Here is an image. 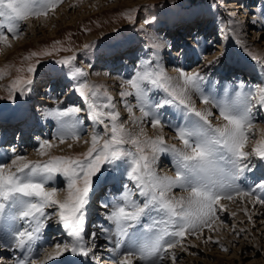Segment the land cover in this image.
Instances as JSON below:
<instances>
[{"label":"snow or ice","instance_id":"snow-or-ice-1","mask_svg":"<svg viewBox=\"0 0 264 264\" xmlns=\"http://www.w3.org/2000/svg\"><path fill=\"white\" fill-rule=\"evenodd\" d=\"M61 2L0 0V42L6 43L9 34L13 38L18 37L21 22L29 17L47 16L49 10H55ZM235 33L233 22L228 34ZM223 55L225 53L222 52L209 61L207 67L218 64ZM249 55L264 69V61ZM73 59L67 57L59 63L66 65ZM39 66L40 61L37 60L26 71L34 77ZM177 71L182 81L180 84L174 83L163 70L155 67L150 57L142 61L141 67L125 81L130 90L121 91L120 96L134 124L147 119L153 128L174 127L182 148L167 145L162 136L155 139L147 137L142 127L138 134L129 132L125 124L120 123V113L113 98L107 93L101 96L100 86L89 82L82 69L73 72V76L82 78L76 83L74 91L83 99L88 119L93 125L102 126L104 132L103 135L93 132L90 147L81 156H54L43 162H22L25 157L16 155L10 164L0 162V233L10 237L15 249L21 251L16 264H37L26 253L35 247V242L42 237V229L49 227V221L54 217L69 239L62 245L57 243L55 256L49 255L47 260L59 258L65 253L89 256L91 249L84 239L88 211L107 180L106 173L120 172L131 183V190L129 185H124L119 200L106 198L101 201L105 209L111 205L108 217L118 229V239L111 250H119L122 245L128 249L123 251L118 264H136L137 260L146 264H164L168 252L188 235L202 233L206 228L213 230L218 219L217 212L225 210L220 204L222 199L256 196L257 202L264 203L261 199L264 178L254 181V187L247 192H241L236 187L238 181L248 179L246 174L254 172L256 165L251 157H258L260 162H264V140L259 141L251 151L245 150L249 134L253 131V110L264 109V88L249 89L247 95L235 102H221L214 95L204 94L202 85L207 80L204 74H189L183 69ZM31 83L29 78L17 77L8 86L7 99L15 102V93H23ZM189 88L200 93L201 103L215 104L226 121L222 127L210 123L211 113L205 114L194 107L188 95ZM158 92H162L164 97L153 99L150 94ZM128 96L136 98L135 106L124 100ZM133 107L139 108L140 117L134 116ZM170 107L178 110L180 124L165 121L162 110ZM82 110L79 106H68L47 114L58 121L54 139L60 143L68 136L79 140V127L83 120L78 114ZM55 146L52 141L43 140L39 144V154L46 155L45 149ZM12 151L15 154V149ZM164 151H170L174 157L175 177H161L154 172L157 153ZM61 182L66 184L67 194L63 200L57 198L58 188L55 186ZM49 183L54 185L51 189L46 187ZM176 187L190 190L188 196L179 199L169 197L168 194ZM47 209H54L55 212ZM145 220H151V223H143ZM107 233L108 229L102 227L99 235L107 236ZM97 238L95 231L88 234V240L93 244ZM171 260L172 264H176L175 254Z\"/></svg>","mask_w":264,"mask_h":264},{"label":"rangeland","instance_id":"rangeland-1","mask_svg":"<svg viewBox=\"0 0 264 264\" xmlns=\"http://www.w3.org/2000/svg\"><path fill=\"white\" fill-rule=\"evenodd\" d=\"M234 1L236 0H233V2ZM250 6L249 0H247L246 6H244L245 10H249ZM252 6H254L252 7L254 12H250L247 17V13H243L242 9L231 5L230 0H62L55 10H49L47 16L29 17L27 21L21 22V34L18 37L13 38L9 34L8 41L6 42L7 44L4 45L0 43L1 47L10 49L9 53L0 56V108L2 106L5 107L4 109H0V116L4 115L7 110L15 113V115L21 114V117L24 115L22 114L24 112H28L29 114V112H33V110L40 113L46 111L43 113L45 115H35L34 112V114L31 113L33 118L38 116L34 118L38 125L40 117H46L49 110L67 108L68 106H79L83 109L78 114V117L83 120V124L79 127V140H75L71 136H68L63 143H60L58 139H54L53 131V134L44 138L55 142L54 144L56 146L50 148L49 153L46 151V155H43L40 161H47L54 156H81L87 151L88 147H90V139L93 132L95 131L103 135L104 129L100 125H93L91 120L88 119L87 109L83 99L74 91L76 83L82 79L73 76V72H75L76 69H82L87 74L86 78L89 82L100 86L101 96L107 93L108 96L113 98L116 110L120 113V123H124L129 132L137 134L133 130L137 123L134 124L132 122L130 114L124 106V101L121 99V96L117 94L118 90H120V93L124 90H130L125 81L141 67L142 61H146L150 57L154 60V66L163 70L167 76L172 78L173 82L175 79H180L177 69H183L189 74L192 73V66L195 65L191 63L193 58H189L190 54H186L188 50L191 55H194L192 53H197L196 55L200 57V65L198 68L196 66L195 70L207 77L206 83L202 85L203 91L205 88H208V91H204L205 95H214L217 100L229 99L233 102L242 99L243 96L248 94L249 89L264 88V69H262L256 61H253L249 55H255L261 61H264V0H258L257 4H253ZM64 12H66V14ZM203 12L204 14L199 16L201 23H203L204 20L206 26L208 23L212 25L214 18H216L217 23H219L223 30L220 32V39H217L216 42L215 39H212L213 37L204 32L206 29L200 31L203 35H209L210 41L214 42H209L208 45L210 44L211 47H208L210 48L208 50L205 49L204 52L202 48L199 50L200 45H203L205 42L203 41L205 38L201 36V34H195L194 37H190L187 34L182 35L180 34V28L176 25H181L182 19L186 16ZM168 17L172 19L170 22ZM199 19H196V17L193 18V20H195L194 22L198 25L201 24L198 23ZM261 21L262 24H258ZM166 22L168 23L165 24ZM233 22H235L236 25V33L229 35L228 28ZM190 26H188V28ZM17 40L21 43L30 40V43L22 46L17 45L14 50L12 45L16 44ZM125 40L127 43H130V45H128ZM180 40L182 42H180ZM164 41L166 43H164ZM160 43H164L163 46ZM85 45H88V47H85ZM118 47L122 48L123 51L126 50L125 47L132 48L124 52V54L119 53L118 57L115 56L116 61H112H121V63L119 62V65H117L119 68V72L116 73L118 79H100L104 72L99 73L98 70L101 69L100 67H103V65L97 64L96 62L99 60L96 61L94 58L102 51H105V53H108L106 55H109V53H112L113 50ZM178 47H180V49H178ZM180 50H182L181 53L179 52ZM222 52L225 53V55L220 58L219 63L207 67L209 61L220 56ZM33 53H36V55H32ZM46 53H51V55H47ZM127 54H131V57L130 55L126 57ZM178 54L180 55L178 56ZM104 56L105 55L100 59H103ZM67 57H74V59L66 65L59 63L60 60ZM37 60L40 61V66L37 69L36 75L33 77L26 69L28 66L35 64ZM228 62L236 63L239 67L244 63L254 73H249L248 77L251 76V78H246V80H244L246 76H242V79L232 78V76L228 75L227 71L229 70L226 69ZM104 65L106 66V64ZM118 73L120 75H118ZM233 74H236L235 71ZM244 74L247 75V73ZM47 75H53L55 79L59 78L58 75L61 76L64 82L63 85H61L63 91L58 89L54 94L62 91L61 94L58 95L62 98L49 94L48 92H44L47 97L44 95H42L43 97L40 96L42 92L38 91L39 88L36 87V85L41 82L43 76ZM104 76L107 78L108 74H104ZM17 77L29 78L32 80V83L23 93L19 91L16 92V99L15 102H13L7 99L9 95L8 86ZM66 80L67 84L65 83ZM229 80L230 82H226ZM232 82L237 84H232ZM209 87L211 88L210 92ZM216 87L217 89H214ZM189 92L188 90V95L194 101L193 104L195 107L196 105L201 106L203 103L200 102V94H189ZM158 94L153 98L164 96L162 92H158ZM38 96L39 98H43V101L37 98ZM48 96H51L50 100H48ZM124 100H126L129 105H136V98L134 96H128L124 98ZM196 109L200 111L197 107ZM176 110L177 109L174 108L172 112ZM164 111L165 109L163 112ZM217 111L219 112V110L215 108L210 110L211 115L209 116V121L210 123H217L218 127H222L223 125L220 123L224 122V120L220 118V114ZM133 113L135 117H138V113H140L139 108L133 107ZM253 113V131L249 134V139L247 141L248 145L246 144L245 147L246 151H251V149L256 147L257 143L261 141V138L264 137V109L254 108ZM50 122V127L51 125L56 127L58 123V121L53 118ZM143 122L140 124L143 125ZM144 127L146 136L155 139L156 136L153 135L150 126L145 124ZM163 132L165 136L164 141H168L170 137L176 134H171L172 130L167 128H164ZM44 138H42V140H45ZM141 139H143V137H141ZM85 141H89V143H85ZM24 144H26L25 141ZM32 144L33 142L27 143L19 153H12L9 157L7 156V158L16 157V155L19 154L25 156V158H30L32 155L31 150L34 147L39 148L40 142ZM69 145H71V147H69ZM126 147L131 146L126 145ZM16 152H18V149ZM4 156L5 155L0 157V159H4ZM251 159L253 163L256 164V159H258V157H251ZM4 160L3 162L8 163V160ZM158 167V169H160V166ZM161 167V169L164 168V171H169L173 175L168 165H161ZM153 169H157V165H153ZM164 173L161 177L164 176ZM105 175H108V181H112L113 175L108 173ZM119 180L124 183V180H127V178L121 177ZM56 187L58 188L57 198L63 200L67 194L66 184L61 182L56 185ZM251 187L254 186L251 185ZM107 190L106 188V192ZM122 192L123 188L118 189L119 194ZM103 195H100L98 201H101V196ZM105 196H107L108 199L113 198V196L111 197L107 195V193H105ZM235 197L237 198L240 196ZM236 198H234V202H230L226 207V209L228 208L227 210H232V213H227L225 216H218V219L213 225V230L206 228L202 233L197 232L196 235H189L176 247L182 248L183 246L181 245L185 247L184 249L182 248L181 256L176 258V264L183 258L186 259L183 264H264V210L261 209L263 212L260 211V213L251 212L252 215L250 218L248 215L241 216L242 212L237 211V206L243 204V201ZM247 199L248 197L244 198V201H247ZM224 200L229 201L227 199ZM94 203H96V201L92 204ZM260 206L262 208L264 207L261 204ZM257 207H259L258 204L255 206V209H257ZM109 208L110 210L104 209V214L112 211L111 205ZM102 209L103 207H99L96 211L97 214L94 215L95 217L97 216L98 219L101 218L99 217V212L104 211ZM46 211L55 212L54 209H47ZM233 213H235V215H233ZM108 214L105 215L109 226L107 236L109 242L113 244L118 239V235L114 234L113 228L115 224L109 220ZM93 223L94 221L90 222L91 226ZM99 224L100 223H98V226H100ZM92 227L94 229L96 225ZM54 228L60 230V232L63 233L62 235H65L64 232H62V228L59 227L56 222ZM115 229L118 230L117 227H115ZM91 232L92 229H89V233ZM231 235L233 238L243 239L249 245L243 246L239 240H230V242H228L227 239H229ZM2 237L5 236L2 234ZM208 237H212V239L209 240ZM2 239H10V237ZM68 239L67 236H61L49 242L47 248L43 245L36 257L37 264L47 261V254H52V251H56L55 245L57 243L62 245L67 242ZM84 239L86 240L85 237ZM194 239H196V242H200V249H197L198 251H196L195 248L199 247H195L191 244ZM205 241L209 242V245H207V247H211L209 250H214L217 253L223 252L225 253L224 256L206 254L205 251L207 248L203 247ZM213 241H218V243ZM125 248L126 247L122 245V249L125 250ZM225 248L227 250H224ZM189 249L190 251H188ZM104 252L105 255H107L106 252H109L115 257V259L104 258L105 261H107L105 263L108 264H118L117 262L123 253L114 254L111 249ZM49 261L50 260H48L47 263ZM99 264L101 263L99 262ZM164 264H172L171 258L168 257V261L166 262L165 260Z\"/></svg>","mask_w":264,"mask_h":264},{"label":"bare ground","instance_id":"bare-ground-1","mask_svg":"<svg viewBox=\"0 0 264 264\" xmlns=\"http://www.w3.org/2000/svg\"><path fill=\"white\" fill-rule=\"evenodd\" d=\"M237 7H239L238 5H236ZM235 6V7H236ZM247 10V9H246ZM65 14H66V12H64ZM64 14V15H65ZM248 15H249V13L246 15L247 17H248ZM251 16V15H250ZM264 22V21H263ZM255 24V23H254ZM258 24H262V21L261 22H259ZM32 25H34V24H32ZM206 34L208 33L207 32V30H205L204 31ZM20 40V39H19ZM19 40H17V43L16 44H13L12 45V47L14 48V50H15V48L17 47V45H27V44H29L30 43V40H28L27 42H23V43H21ZM217 40V39H216ZM168 42V41H167ZM264 42V41H263ZM262 42V43H263ZM0 43H2V44H7V43H5V42H0ZM164 43H166L165 41H164ZM163 43V44H164ZM169 43H170V41H169ZM162 46H163V44L162 43H160ZM190 47V46H189ZM186 50V49H185ZM9 51H10V49L9 48H3V47H1L0 46V56L2 55V54H5V53H9ZM192 54H194V55H196L195 53H192ZM130 55V54H129ZM129 55L127 56V57H129ZM103 60L104 61H106L107 63H108V65H107V67H106V70H108L109 72H110V76L108 75V77L106 78L105 76H104V74L100 77V79L101 78H104V79H106V80H113V79H116L118 76L116 75V73L117 72H119V68L117 67V65H119V62L121 63V61H118V62H112V61H114L115 60V58H112L111 59V57H110V55H105L104 56V58H103ZM200 60V59H199ZM199 60L197 59L195 62H194V65L195 66H192V67H195V68H193L192 69V71L191 72H196V66H199L200 65V62H199ZM116 61V60H115ZM201 61V60H200ZM238 65L236 64V63H232V62H228V66H227V70L229 69V72H228V74H229V76L231 75V73H232V70L233 69H235V67H237ZM101 69H99V70H102L103 69V67H100ZM226 70V69H225ZM49 73V72H48ZM224 73V72H223ZM250 73H252L253 74V72L252 71H250ZM239 74H242L241 72L239 73ZM243 74H244V72H243ZM249 74V73H248ZM107 75V74H106ZM118 75H120L119 73H118ZM178 76H179V73H178ZM245 76V75H244ZM233 78V77H232ZM118 79V78H117ZM56 79L55 78H53V79H51V81L48 83V81H46V83L43 85V87L41 88L44 92H48L49 94H52V88H53V86L55 85L56 86ZM175 83H177V84H180V83H182V81L180 80V79H175V81H174ZM203 88H205V87H203ZM208 88H205V90L204 91H208L207 90ZM214 89H217V87L216 88H214ZM210 90H211V88H210ZM189 94H194V93H197L198 94V92H196L195 90H193V89H189ZM156 94H158V93H156ZM156 94H154V95H152V97H155L156 96ZM200 94V93H199ZM159 95V94H158ZM41 97H43V96H41ZM49 98H48V100H50V97L51 96H48ZM164 97V96H163ZM163 97H159V98H153V99H157V100H159V99H162ZM34 98V97H33ZM36 98V97H35ZM37 98H39V96L37 97ZM219 101H221V102H224V101H229V102H233V101H230L229 99H218ZM191 101H192V103H194V101L191 99ZM41 102V101H40ZM40 102H38V103H40ZM194 105V104H193ZM194 107H195V105H194ZM196 107L201 111V112H204L205 114H207V113H210V110H213L214 108L215 109H218L216 106H215V104L214 103H208V104H202L201 106H197L196 105ZM195 107V108H196ZM39 110V109H38ZM40 110H42V109H40ZM47 110H49V109H47ZM164 110V109H163ZM162 110V111H163ZM50 111H52V110H49L48 112H50ZM46 112V111H45ZM44 111L43 112H36V114L37 115H45V114H43V113H45ZM218 112V111H217ZM26 113V112H25ZM25 113H23L24 115L21 117V115L18 117V118H16V121L14 122V123H10L9 124V127H10V130H8V131H6V132H0V141H1V139H7V137H9L10 136V132H11V130L13 129V127H14V125H16V123H19V122H23L24 120H25V117L27 116V114H28V112L25 114ZM164 113H165V116H164V119H165V121H170L173 125H177V124H180L182 121L180 120V119H178V110H176L175 112H172L171 114L172 115H170V114H167V111L165 110L164 111ZM219 113V112H218ZM34 114V113H33ZM220 114V113H219ZM141 116V112L140 113H138V117H140ZM35 117H38V116H35ZM220 118H222L221 116H220ZM51 119L52 118H50L48 115H46V117L44 116V117H40V120H39V123H38V125H39V130H40V132H42V135H40V138H44L45 136H47V135H49L48 133L45 135L44 134V132H45V128L47 129L48 127H50V124H51ZM194 119H195V117H194ZM35 120V119H34ZM54 121V120H53ZM50 123V124H49ZM57 123V122H56ZM149 123V124H148ZM226 123V121H224V122H221L220 124L221 125H224ZM35 124H37L36 122H34V123H32V124H28V126L30 127L31 126V130H30V133H31V131H32V128H33V126L35 125ZM136 124V123H135ZM145 124H147V126H150V130L152 131V133H153V135L154 136H156V137H159V136H162L163 138L165 137L164 136V128H167V129H169V130H172V132H174V133H176V131L174 130V127H168V126H163V127H155V128H153L152 126H151V124H150V122L147 120V119H145V121L143 122V125L142 124H140V123H137V125L136 126H134V128H133V130H134V132L135 133H139L140 132V129H141V127L144 129V132H145V127H144V125ZM211 124H213L214 126H216V127H218L217 126V123H214V122H211ZM134 125V124H133ZM48 126V127H47ZM57 127H58V123H57V125H56V127L54 128L55 129V131L57 130ZM147 128V127H146ZM47 132H49V130L47 129ZM55 133V132H54ZM172 134V133H171ZM20 135H21V132H20ZM17 136L16 138L18 139V137H21V136ZM23 139V138H22ZM179 139L177 138V135L175 134L174 136H172V137H170L169 139H168V141H165V143L167 144V145H176V147L177 148H182L183 147V145H182V143H181V141L179 140ZM261 140H264V137H262L261 138ZM19 141L20 142H23V141H26V139L24 138L23 139V141H21V139H19ZM53 143H55V142H53ZM180 143H181V145H180ZM248 145V144H247ZM15 146H17V144H15V143H13L12 144V147H11V150H13V149H15L16 147ZM62 146V145H61ZM34 147V146H33ZM51 148H53V147H51ZM18 149V148H17ZM17 149L15 150V152L17 151ZM34 149V150H33ZM31 151H32V155H31V157L29 158H25V160L24 161H22V162H27V161H40L41 160V157H42V155H40L39 154V148H37V147H34ZM22 150V149H21ZM25 150V149H24ZM26 151V150H25ZM45 151H47L48 153L50 152V148H47V149H45ZM7 153V156L9 157L12 153H13V151L11 152V153H9L8 152V150H7V147L5 148V147H1L0 146V157H2L3 155H5ZM20 155V154H19ZM30 156V155H29ZM25 157V156H24ZM13 159H15V157H11V158H9L8 159V163L7 164H10L11 163V160H13ZM3 161H5V160H3V159H0V162H3ZM253 161V160H252ZM3 163H5V162H3ZM174 164H175V162H174V157H173V155H172V153L170 152V151H164V152H160V153H157V160H156V163L154 164V165H157V169H154V172L158 175V176H162V174L164 173V176H168V177H175V175H176V169H175V166H174ZM161 165H163V166H167L168 165V168L170 169V171H174V176L169 172H166V171H164V168L163 169H161L162 167H161ZM256 165V164H255ZM158 166H160V169H158L159 167ZM172 166V167H171ZM255 169H258V166H256V168ZM14 170V169H13ZM263 174V173H262ZM111 175H113L112 177V181H108V186H107V195H109L108 193H109V191L111 190H113V192L112 193H114L113 195H115L116 197H114L113 196V198H115V199H117V200H119L120 198H121V193L119 194H117L116 193V189H117V191H118V189H121V188H123V191H124V185H129V189L131 190V186H130V182L128 181V180H124V183H122L121 182V180H119L121 177L122 178H125L126 179V176H124L123 174H121L120 172H116V173H113V174H111ZM106 176H108V175H106ZM111 177V176H110ZM262 178H264V174H263V176H262ZM47 186V188L48 189H51V187H53L54 185L53 184H51V183H49V184H47L46 185ZM236 187H238L239 189H240V191L241 192H247L250 188H252L251 187V182H249V181H246L245 182V185L243 184L242 186H241V183L238 181L237 182V185H236ZM110 188V189H109ZM115 191V192H114ZM189 191L190 190H185V189H183V188H179V187H176V188H173L172 189V191L168 194L169 195V197H176L177 199H179V198H181V197H187L188 196V194H189ZM102 197V199H101V201H103V200H105L106 198H107V196H105V194L103 195V196H101ZM248 197V199H247V201H244V198H247ZM234 198H236L235 196H234ZM233 198V200H229V201H225L224 199H222V200H224V201H221L220 202V204H222V205H224V208H225V210H220V211H218L217 212V216H225L227 213H232V210H227L226 209V207H227V205L231 202H234L235 201V199ZM239 198V200L240 201H243V204H241L240 206L238 205L237 207V211H239V212H242L241 214V216H249V218H250V216L252 215L251 214V212H256V213H260V211H261V209H263L264 210V207L262 208L261 206H260V204L262 205V206H264V203H259V202H257V200H256V196H240V197H237L236 199H238ZM261 199H264V194H261ZM101 201H96V203H94V204H92V205H90V207H89V211H88V222H87V224L89 223V220L93 217V219H95V218H97V216L95 217L94 215H95V212L97 211V209H99V207H102L101 206ZM141 203H142V201H141ZM259 205V207H257V209H255V206L256 205ZM93 205H95V207L94 208H91V206H93ZM249 205V206H248ZM263 210L261 211V212H263ZM234 211V210H233ZM99 216V215H98ZM257 216V215H256ZM253 217V216H252ZM251 217V218H252ZM247 218V217H246ZM262 218V217H261ZM241 219V218H240ZM54 221V222H53ZM52 223V224H51ZM143 223H145V224H149V223H151V220H145V221H143ZM49 224H50V226L49 227H51V225H54L55 226V217L51 220V221H49ZM21 227H23V224H21ZM115 227H116V225H114V228H113V231H114V234L115 235H117V233H118V230H116L115 229ZM161 227H162V225H161ZM263 228V227H262ZM45 229V228H44ZM43 229V230H44ZM108 229V228H107ZM62 232H64L63 231V229H62ZM108 232H109V230H108ZM63 233H61L60 235H62ZM98 234V238L97 239H101V235L99 236V233H97ZM57 236H59V235H53V237L54 238H56ZM189 236V235H188ZM2 238H6V237H2ZM8 238V237H7ZM97 239H96V241H97ZM4 240H6L7 241V243L9 244L10 243V239H4ZM196 239H194V241L193 242H191V244L193 245V246H195V247H199L200 246V242H196L195 241ZM199 240V239H198ZM228 240V242H230V240H239V242H241V245H243V246H245V245H249V244H247L243 239H237V238H233V236L231 235L230 236V238L229 239H227ZM94 242V244H93V242H91L90 243V245H89V248L91 249V255L92 256H94V258L93 259H96V257H95V255H94V250H93V247L94 248H97V247H95L96 246V244H98L97 242ZM187 241H188V239H187ZM207 241V240H206ZM205 241V243H204V245H203V247L204 248H207V250L205 251V253L206 254H208V255H210V254H214V255H218V256H224V254L225 253H217V252H215L214 250H209L211 247H207V245H209V242H206ZM188 243V242H187ZM2 244V243H1ZM189 244H190V242H189ZM198 244V245H197ZM229 244V243H228ZM186 245V244H185ZM93 246V247H92ZM177 246H179V244L177 245ZM181 246H183L182 248L184 249L185 247H184V245H181ZM202 247V248H203ZM4 248V247H3ZM182 248H175V249H173V250H170L169 252H168V254L165 256V259H164V261L166 260V262L168 261V257L169 258H171L172 257V255L173 254H175V256H176V258L177 257H179V256H181V251H182ZM194 249V248H193ZM200 249V247L199 248H195V250L196 251H198V250ZM128 249L127 248H125V251H127ZM194 250V251H195ZM188 251H190V249L188 250ZM49 255H52V256H55V252H53L52 251V254H47V256L46 257H48ZM74 255V254H73ZM87 258H89L88 256H87ZM134 260H135V257L133 258ZM185 260L186 259H181L180 261H178L177 262V264H183V262H185ZM51 261H49L48 263H50ZM90 263L92 264V262L90 261ZM136 264H146V262H142V261H136Z\"/></svg>","mask_w":264,"mask_h":264}]
</instances>
